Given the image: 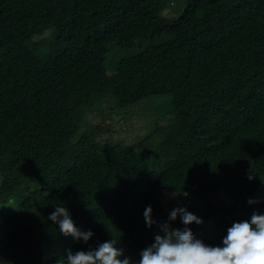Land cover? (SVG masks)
Listing matches in <instances>:
<instances>
[{"label":"trees","instance_id":"16d2710c","mask_svg":"<svg viewBox=\"0 0 264 264\" xmlns=\"http://www.w3.org/2000/svg\"><path fill=\"white\" fill-rule=\"evenodd\" d=\"M132 111L154 117L134 144L88 129ZM178 207L208 246L264 215V0H0V264H58L110 234L139 264L160 225L185 228Z\"/></svg>","mask_w":264,"mask_h":264},{"label":"clouds","instance_id":"9594fccd","mask_svg":"<svg viewBox=\"0 0 264 264\" xmlns=\"http://www.w3.org/2000/svg\"><path fill=\"white\" fill-rule=\"evenodd\" d=\"M143 215L146 226L151 228L155 223L151 206ZM177 216L185 228L181 231L169 224L160 225L162 234L155 235L154 243L141 251L139 264H264V215L253 213L250 221L234 222L227 229L223 246H208L194 237L187 226L201 225L203 221L186 208L173 209L169 220L175 221ZM48 219L58 225L61 234L77 242L82 240L87 244L94 235L91 231L79 230L65 206H56ZM110 236L109 241L87 251L66 250L60 255L58 264H131L130 258L124 257L123 249L117 247L119 241Z\"/></svg>","mask_w":264,"mask_h":264},{"label":"rangeland","instance_id":"374dc122","mask_svg":"<svg viewBox=\"0 0 264 264\" xmlns=\"http://www.w3.org/2000/svg\"><path fill=\"white\" fill-rule=\"evenodd\" d=\"M164 13L170 14L171 12L170 10H165ZM86 119L89 123V130L94 129L97 126L96 124L99 123V127L104 128L105 133L111 138H120L128 144H134L138 138L149 131V127L152 124L154 117H150V115L148 118H144L143 116L139 117L138 112L132 111L129 116L123 115L121 120L119 119V116L99 119L98 117L95 118L93 115H87ZM111 129H114V132ZM107 134H105V136H108ZM162 195V204L166 205L172 196L165 192H163ZM210 200L219 205H229L230 203L228 198L222 192L214 194L211 196Z\"/></svg>","mask_w":264,"mask_h":264}]
</instances>
